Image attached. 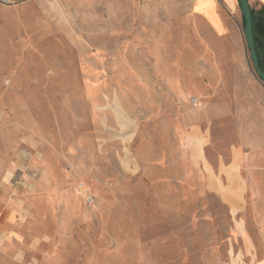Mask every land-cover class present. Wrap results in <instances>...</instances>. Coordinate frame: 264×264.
Returning a JSON list of instances; mask_svg holds the SVG:
<instances>
[{"label": "rangeland", "instance_id": "rangeland-1", "mask_svg": "<svg viewBox=\"0 0 264 264\" xmlns=\"http://www.w3.org/2000/svg\"><path fill=\"white\" fill-rule=\"evenodd\" d=\"M221 13L217 36L192 0H0V182L29 208L19 258L264 264V166L246 155L264 86L239 9ZM201 135L211 166H186Z\"/></svg>", "mask_w": 264, "mask_h": 264}, {"label": "crops", "instance_id": "crops-1", "mask_svg": "<svg viewBox=\"0 0 264 264\" xmlns=\"http://www.w3.org/2000/svg\"><path fill=\"white\" fill-rule=\"evenodd\" d=\"M257 1L261 6L258 10L252 8L248 0L250 10L252 9L257 12L264 9V0ZM222 9L229 14L235 13V11L239 9V2L238 0H192L193 15L200 19L206 30L213 35H222L227 29V25L229 26L222 16ZM215 106L218 107L214 104V107ZM211 113L215 117L221 113V110L212 109ZM257 134L258 132L251 129L246 135L248 144L252 145L247 150L246 155H259L256 161L251 158L250 166H264V146L259 148L255 146V140L257 138H260L262 142H264V129L260 132V137H258ZM204 137L205 135H201V138L197 137L200 141L197 140L195 153L191 158L189 155H186V166L189 164L193 166H211L208 162L206 163ZM201 142H203V146H199ZM236 151V148H232L228 153L234 156L237 154ZM219 163L220 160L216 159V166H221ZM235 164L236 159L234 158L231 166ZM138 166L140 165L138 164ZM11 194L12 189L0 182V264H27V261L19 258L17 252L20 250L27 251L29 249L27 241L29 236L23 230V224L27 222L29 218V208L22 197H12Z\"/></svg>", "mask_w": 264, "mask_h": 264}, {"label": "water", "instance_id": "water-1", "mask_svg": "<svg viewBox=\"0 0 264 264\" xmlns=\"http://www.w3.org/2000/svg\"><path fill=\"white\" fill-rule=\"evenodd\" d=\"M243 24V38L246 50L249 54L251 69L255 78L264 86V73L259 67V61L255 50L252 15L248 0H238Z\"/></svg>", "mask_w": 264, "mask_h": 264}, {"label": "trees", "instance_id": "trees-1", "mask_svg": "<svg viewBox=\"0 0 264 264\" xmlns=\"http://www.w3.org/2000/svg\"><path fill=\"white\" fill-rule=\"evenodd\" d=\"M251 15L253 22L255 50L259 61V67L261 71L264 73V55L261 52V43H260V40L264 41V9H261L257 12L251 9ZM242 23L244 24L243 19H242Z\"/></svg>", "mask_w": 264, "mask_h": 264}, {"label": "built area", "instance_id": "built-area-1", "mask_svg": "<svg viewBox=\"0 0 264 264\" xmlns=\"http://www.w3.org/2000/svg\"><path fill=\"white\" fill-rule=\"evenodd\" d=\"M3 3L7 4L8 3V0H2Z\"/></svg>", "mask_w": 264, "mask_h": 264}]
</instances>
